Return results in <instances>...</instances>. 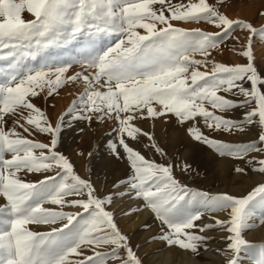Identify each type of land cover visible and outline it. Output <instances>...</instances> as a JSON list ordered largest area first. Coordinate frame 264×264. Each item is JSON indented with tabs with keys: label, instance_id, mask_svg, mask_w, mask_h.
Here are the masks:
<instances>
[{
	"label": "snow or ice",
	"instance_id": "1",
	"mask_svg": "<svg viewBox=\"0 0 264 264\" xmlns=\"http://www.w3.org/2000/svg\"><path fill=\"white\" fill-rule=\"evenodd\" d=\"M173 21L204 22L219 31L185 29ZM236 29L251 33L240 53L247 62H211V51ZM257 35L264 40V28L230 19L207 0H0V264H145L119 227L113 196L100 195L57 151L63 119L53 124L33 103L69 81L83 82L84 90L65 115L89 124L114 122L115 138L107 141V150L126 159L130 172L116 186L121 196L142 201L158 222L159 234L151 239L199 255L207 250L208 237L202 234L218 226L225 233L226 264H240V254L251 246L242 234L253 226L255 207L264 208V181L243 196L211 195L182 184L176 165L147 159L130 142L146 137L159 156L167 157L153 133L137 122L175 118L187 125L192 140L244 165L236 166V173L264 177V72L258 71L252 50ZM70 44L80 46L75 55L55 51ZM196 53L204 59H193ZM209 63L210 71L199 70ZM73 65L82 71L67 75ZM241 108L243 119L223 115ZM9 119L13 127L6 129ZM201 123L211 132L248 133L253 125L259 132L257 139L230 143L206 134ZM17 127L29 136L45 134L49 143L29 139ZM180 169L189 172L191 166ZM29 174L40 178L27 180ZM206 212H225L227 218L198 223ZM33 225L49 230L36 231ZM256 264H264V249Z\"/></svg>",
	"mask_w": 264,
	"mask_h": 264
},
{
	"label": "rangeland",
	"instance_id": "2",
	"mask_svg": "<svg viewBox=\"0 0 264 264\" xmlns=\"http://www.w3.org/2000/svg\"><path fill=\"white\" fill-rule=\"evenodd\" d=\"M172 2L187 3L188 0H172ZM207 2L218 7V10L230 19H242L252 22L257 29L264 28V16L259 15L260 12H264V0H222V3L220 0H207ZM157 7L159 6L157 5ZM252 7L256 10L255 13ZM25 15L26 18L30 16L27 13ZM31 18L30 16L27 19ZM173 23L185 29L200 28L213 33L219 31V29L204 22L183 23L173 21ZM139 31L143 34L144 30L140 29ZM249 36H251V33L247 30L236 29L232 32L231 38L226 39L217 49L211 51L208 59L211 62L223 63L227 66L246 63V58L240 53L247 46ZM79 48L80 46L77 44H70L55 51L58 54L68 56L75 55ZM252 50L258 71L264 72V40L258 35L252 37ZM192 58L204 59L199 53L194 54ZM211 67L212 63H209L207 69L200 67L199 70L210 71ZM78 71H82V68L79 65H73L67 75H73ZM83 90V82L73 83L69 81L56 94L50 97L41 95L38 98H33V103L42 109L53 124L59 123L63 119L64 126L59 138L57 151L63 153L71 161L76 173L82 178L91 180L100 195L110 194L113 196L114 205L111 210L116 215L119 227L131 237L136 250L145 258V264H164L168 254H170L169 264H185L190 258H194L200 264H226L223 252L226 248V242L223 238L225 233L218 226L202 234L208 237L206 242L207 250L201 249L199 255L179 251L175 248H165L158 240L154 241L151 239L152 236L159 234L158 222L154 220L152 213L144 208L142 201L121 196V188L116 186L119 181L126 179L130 172L126 159L118 160L107 150V141L110 138H115V134L112 133L114 122L110 120L103 123L93 121L89 124L83 120H73L71 116L65 115L72 102L78 98ZM244 111L245 109L241 108L223 113V115L231 119H243ZM20 122L25 127H29L24 119L21 118ZM137 126L144 131L153 133L156 143L168 155L167 157L159 156L150 147V142L146 137H142V143L130 142L131 146L140 151L147 159L176 165L174 171L176 178L190 188L206 191L211 195L228 193L235 196H243L251 191L257 182L264 181V177L255 172L249 171L247 175L236 173L234 168L244 165L239 164L232 158L220 157L208 146L192 140L186 132L187 125H178L175 118L156 119L155 121L144 119L138 121ZM12 127L13 120L9 119L6 129H11ZM201 127L206 134L230 143H246L257 139V133L259 132V128L255 125L251 126V131L248 133L235 134L211 132L204 128L202 123ZM16 131L36 142L49 143V138L45 134L33 131V134L29 136L28 133H24L23 129L19 127L16 128ZM6 158H10V156ZM185 163L191 166L189 172H182L180 169V165ZM37 178L40 177L33 174H29L26 177L27 180H36ZM3 203L4 201L0 199V205ZM137 208L140 211L134 212L132 215H124V212L129 209L135 210ZM65 210L76 211V209L72 208ZM213 216L223 220L227 218V213L206 212L198 223H214ZM262 218H264V208L256 206L254 216L250 221L253 226L246 229L242 234L251 246L240 254V264H256L260 258L261 250L264 249V223H261ZM145 225L150 227L146 228ZM32 227L36 231L49 230L46 225H33ZM154 256L156 259H154Z\"/></svg>",
	"mask_w": 264,
	"mask_h": 264
},
{
	"label": "bare ground",
	"instance_id": "3",
	"mask_svg": "<svg viewBox=\"0 0 264 264\" xmlns=\"http://www.w3.org/2000/svg\"><path fill=\"white\" fill-rule=\"evenodd\" d=\"M254 8H256V7H254ZM252 9H253V7H252ZM254 11V13H255V9H253ZM26 16V15H25ZM30 16H28L27 18H29ZM257 179H259L258 177H257ZM261 180H262V178H260ZM257 181V180H256ZM262 233V232H261ZM170 254H168L167 256H166V258H165V260H164V264H169V262H170V256H169ZM152 256V255H151ZM156 256V255H155ZM154 256V259H156V257ZM150 257V256H149ZM150 258H152V257H150ZM157 258H158V256H157ZM164 258V257H163ZM153 259V258H152ZM159 260V259H158ZM158 262V261H157ZM159 263V262H158ZM157 264V263H156ZM185 264H200V262H198V261H196V260H194V258H190V260L188 261V262H185Z\"/></svg>",
	"mask_w": 264,
	"mask_h": 264
}]
</instances>
